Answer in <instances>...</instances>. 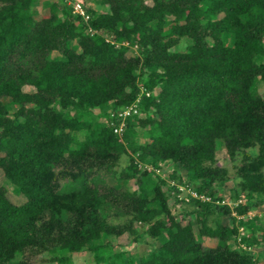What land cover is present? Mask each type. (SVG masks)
I'll use <instances>...</instances> for the list:
<instances>
[{
  "label": "trees",
  "instance_id": "16d2710c",
  "mask_svg": "<svg viewBox=\"0 0 264 264\" xmlns=\"http://www.w3.org/2000/svg\"><path fill=\"white\" fill-rule=\"evenodd\" d=\"M67 1L0 0V264H258L264 0Z\"/></svg>",
  "mask_w": 264,
  "mask_h": 264
},
{
  "label": "rangeland",
  "instance_id": "374dc122",
  "mask_svg": "<svg viewBox=\"0 0 264 264\" xmlns=\"http://www.w3.org/2000/svg\"><path fill=\"white\" fill-rule=\"evenodd\" d=\"M81 1V0H80ZM68 2V1H67ZM82 2H84V4H86L88 7L93 8L94 10H98L100 9V6L97 5V2L94 0H85ZM70 3V2H68ZM71 4V3H70ZM38 16L37 17H43L48 15V11L46 8L43 7V5L39 4L36 7ZM217 157H218V164L219 165H225L228 168V174H227V181L224 184L223 189L221 190V192H219L220 195H223L225 193H227L228 189L232 186L234 179L236 178V167L235 165H239L240 160L238 159L236 164L229 159L228 155L225 153V150H221L220 152L217 153ZM239 158V157H238ZM125 161V157H122V163H124ZM170 166H164V172L162 171H158L160 174L165 173V177H167V174L170 171ZM3 180V174L0 171V183ZM8 197L9 199L15 203V204H20L24 201V198L21 195H15L13 194L10 190L8 191ZM169 206L173 209H175V212L178 211L179 207L181 206L180 203H175L173 198L169 197ZM255 212H259V216H262L264 213V207H260L259 209H257L256 211H250L248 212V215L253 216ZM182 222H186L184 220H182ZM247 234H250L249 232H246ZM260 234V233H259ZM147 238V237H146ZM129 237L127 236V234H123L119 237H116L113 239V242L115 244V249L118 251H126L128 256H132V257H137L139 254L142 253H147V251H149V244H148V240L144 239L143 242H138L135 244H129ZM202 244L205 247H213L216 245V240L215 239H209V238H203L202 240ZM258 249V250H257ZM254 250V252H260L262 254V256H264V243H261L258 248ZM31 257L28 260V264H51V263H47L45 262V258H46V253H34V254H30ZM73 263L74 264H92V260H91V255L89 252L87 251H81V252H76L73 254ZM258 264H264V259L260 260V262Z\"/></svg>",
  "mask_w": 264,
  "mask_h": 264
},
{
  "label": "built area",
  "instance_id": "2783aa9c",
  "mask_svg": "<svg viewBox=\"0 0 264 264\" xmlns=\"http://www.w3.org/2000/svg\"><path fill=\"white\" fill-rule=\"evenodd\" d=\"M70 3L73 6V11L74 12L82 15L84 18H87V15L85 13V9H84L83 4H82L81 1L71 0ZM130 111H131V108H127V109H125V110H123L122 112L119 113V116L122 117V121H121V124L118 127L114 128L115 132H121L122 128L124 127V119H125V117L130 115ZM191 194L194 197H200L202 199H206V197H204L202 195H197L194 191H192Z\"/></svg>",
  "mask_w": 264,
  "mask_h": 264
}]
</instances>
